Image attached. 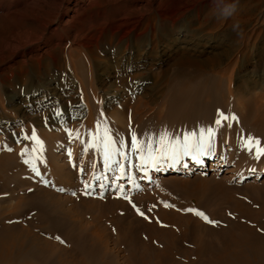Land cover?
I'll return each mask as SVG.
<instances>
[{
    "label": "rangeland",
    "instance_id": "374dc122",
    "mask_svg": "<svg viewBox=\"0 0 264 264\" xmlns=\"http://www.w3.org/2000/svg\"><path fill=\"white\" fill-rule=\"evenodd\" d=\"M31 1L4 0L0 5L14 8ZM128 1L71 0L70 15L64 22L57 18L53 27L72 20L71 27H79L80 40L88 47L69 40L57 46L61 35L42 44L34 58L41 62L29 65L27 82L37 86L43 77H56L48 87L49 99L16 97L13 112H31L23 119L0 110V153L5 154L0 166V264H206L224 248L232 227L250 222L246 212L260 211L264 222V175L259 176L264 155L257 159L254 143L264 148V89L256 86L259 76L250 72L242 82L235 75L244 70L237 68L231 78L230 71L223 73L219 88L167 85L178 50L165 51L164 63L145 62L140 52L129 58L126 43H118L111 34L110 17L120 18ZM57 3L42 0L38 5L48 9ZM231 5L233 20L224 36L239 39L246 31H256L248 65L259 62L257 71L264 73V0H236ZM187 54L208 56L192 50ZM72 55L75 70L68 65ZM140 78L146 80L144 88L137 86ZM230 84L238 90L233 99L227 91ZM117 88L114 102L103 103L105 90ZM78 104L80 118L66 121L59 130L49 127L48 115ZM11 124L15 126L8 127ZM201 128H211L213 136L210 153L199 157L215 156L223 163L185 172L195 162L194 147L190 155H180L179 163L167 157L177 148V137L181 152L185 134L195 132L189 143H198ZM165 130L170 136L162 145L160 133ZM17 134L19 141L14 140ZM133 135L138 139L136 151L131 148ZM106 136L113 142L108 148ZM249 138L252 151L246 146ZM149 145L152 159L160 162L149 161L141 169L140 157L148 160ZM111 148L128 159L112 153L106 161L105 152ZM85 184L90 185L89 194ZM188 209L202 212L207 220Z\"/></svg>",
    "mask_w": 264,
    "mask_h": 264
},
{
    "label": "bare ground",
    "instance_id": "6f19581e",
    "mask_svg": "<svg viewBox=\"0 0 264 264\" xmlns=\"http://www.w3.org/2000/svg\"><path fill=\"white\" fill-rule=\"evenodd\" d=\"M3 1L0 0V2ZM40 1L42 0H32L31 4L14 8L10 4L2 3L0 5V95H3L0 96V110L7 115H19V119L31 115V112L27 108L20 109L18 113L13 112L15 106L12 101L23 95L28 97L29 101H34L40 96L44 100H48L50 94L48 87L57 81L56 77L48 78L46 76L36 83L37 86L34 85V82L29 86L27 82L29 78L27 76L31 75L29 65L36 60L41 62L38 58L34 59L39 54L38 51L45 44L52 43L53 37L56 35L62 37L57 41V46L60 41L69 40L72 44L88 47L87 42L80 40L79 27H71L72 20L65 21L61 26L53 27L56 25L57 18L60 20L59 22H64V18L70 15L71 0H58L55 7L48 9L43 5H38ZM235 1L224 0L226 4L230 5ZM128 3H130L129 8L120 18L113 17V15L110 17L111 34L118 39V43H126L125 51L129 58L136 57L140 52L141 59L145 62L150 60L151 63H155L153 60H157L160 64L164 63L167 52L178 50L174 72L170 74V77L165 78L167 85L176 83L187 89L191 87L195 89L199 85L219 88L224 79L223 73L230 71L229 77L231 78L234 69L241 70L243 68L244 71H238L235 78L244 82L250 72L257 73L260 79L256 86L264 89V73L257 71L261 67L260 63L257 62L254 67L248 65L254 54L250 51V44L257 32L246 31L239 39L226 38L224 35L232 23L233 16L224 15L216 6L215 0H129ZM112 12H115V8H112ZM73 18L74 16H72ZM263 22L264 18L260 25H263ZM186 39L192 40V44L181 45L180 42ZM222 42L224 45H221L220 50H216L217 45ZM42 44L44 45L41 47ZM205 44L208 46L204 47ZM62 47L65 51L67 44ZM190 50L208 53V56L201 59L194 54H187ZM50 53L52 52L48 51V55ZM68 65L75 70L76 64L73 55L70 57ZM210 66L218 70L208 68ZM200 75L206 77L205 80H198ZM13 79H16L15 83L12 82ZM145 85L146 80L140 78L137 86L144 88ZM15 88H20L17 90L22 95L16 93ZM227 91L229 97L233 99L238 90L232 88L230 84ZM118 92V88L105 90L101 98L103 103L114 102L113 97ZM192 95L199 97L197 92ZM44 100L41 104H44ZM243 104L248 106V100H244ZM78 105L74 108L65 106L61 109L57 108L48 115L49 127L59 130L66 121L80 118L82 105ZM118 119L119 117L115 116L113 120L117 121ZM56 122L60 124L52 126ZM10 126L14 127L15 125L11 124L8 127ZM20 139V134L14 137L16 141ZM20 151L23 150L20 149ZM20 151H17V154H20ZM4 156V153H0V166L5 162ZM198 160L199 162L195 160L184 171L209 169L210 164L221 166L223 163L222 158L219 159L215 156L199 157ZM170 170L177 171L178 169L172 167ZM228 171H235V169L229 167ZM262 175H264V171L259 174V176ZM246 213L250 222L232 227L224 248L213 254L206 264H264L262 215L260 211L254 210H249ZM5 247L8 245L5 244ZM162 254L163 252H161V256Z\"/></svg>",
    "mask_w": 264,
    "mask_h": 264
},
{
    "label": "snow or ice",
    "instance_id": "6c2138e0",
    "mask_svg": "<svg viewBox=\"0 0 264 264\" xmlns=\"http://www.w3.org/2000/svg\"><path fill=\"white\" fill-rule=\"evenodd\" d=\"M59 115V113H57ZM222 116V118L224 120H227L229 119V117L227 116H223V114L221 113L220 114ZM217 124L220 123L219 120L216 121ZM79 134H77V137H78ZM170 136V134L167 132V130H165L164 132L160 133V142L161 144L163 145L165 140ZM213 136V130L211 128H208L207 131H205L204 128H201L200 129V134H199V142L196 143L195 145H190L189 141L191 139H195L196 138V133L195 132H192L190 134H185L184 135V147H183V150L182 152L179 150V138L177 137L176 138V141H175V144L177 145V148L173 150V154L171 156H168L167 158L171 160V162L173 164L175 163H179V159H180V155H190L191 153V150L192 148L194 147L195 148V151H196V154L195 155H192V159L193 160H196L197 162H199L198 160V157L200 155H208L210 153V150H211V140L210 138ZM69 137L71 138L72 137V133L69 132ZM207 137V138H206ZM27 138V137H26ZM32 139H35V133L33 132L32 134ZM107 143H106V148L110 147L112 145V141L110 138H108L107 136L105 137ZM37 143H39L37 141ZM253 143V140L252 138H249L248 139V142L246 144V146L248 147V150L249 151H252V148L250 147V145ZM255 145L257 146V151H256V156H257V159L260 158L261 155H264V148H260L259 147V141H255L254 142ZM137 144H138V139L135 135L132 136V141H131V148L133 151H136L137 150ZM123 142H121V147H123ZM141 152L143 151V148L139 149ZM112 153H115V154H119L122 156L123 159H128V157L126 155H124L123 153L120 152L119 149H115V148H111L110 151H106L105 152V159L106 161L111 159V155ZM165 153H163V151L161 152V156H160V159H164L165 158ZM141 159V164L138 165L139 168L143 169L145 164L148 163L149 161L153 164V165H158L159 164V159H156V160H153L152 159V150H151V146L149 145V153H148V160H145V158L143 156L140 157ZM25 163H28V161H25ZM132 165L129 164V167H131ZM122 168V166H121ZM123 171H121V175H123ZM90 187V185L88 184H85V194H89L88 193V188ZM63 190V189H61ZM166 207L168 205H165ZM187 211H194L195 214L197 216H200V217H203L204 219L207 220V217L204 216V214L200 211H196V210H193V209H188ZM140 215H144L143 213H140ZM210 223H215L213 221H209Z\"/></svg>",
    "mask_w": 264,
    "mask_h": 264
},
{
    "label": "clouds",
    "instance_id": "9594fccd",
    "mask_svg": "<svg viewBox=\"0 0 264 264\" xmlns=\"http://www.w3.org/2000/svg\"><path fill=\"white\" fill-rule=\"evenodd\" d=\"M215 3L224 15H230L235 10V5L226 4L224 0H215Z\"/></svg>",
    "mask_w": 264,
    "mask_h": 264
}]
</instances>
